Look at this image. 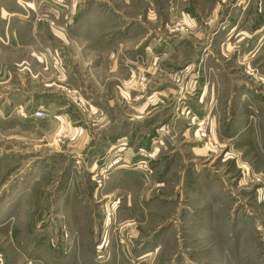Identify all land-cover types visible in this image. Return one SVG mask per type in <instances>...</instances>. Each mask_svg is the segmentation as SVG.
I'll use <instances>...</instances> for the list:
<instances>
[{"label":"rangeland","instance_id":"obj_1","mask_svg":"<svg viewBox=\"0 0 264 264\" xmlns=\"http://www.w3.org/2000/svg\"><path fill=\"white\" fill-rule=\"evenodd\" d=\"M12 1L20 12L0 9V32L39 23L37 54L53 50L52 69L34 58L32 75L24 41L1 42L0 264H264V0ZM159 40L182 58L154 63L179 64L161 76L174 93L153 94L135 72L133 100L164 107L146 159L111 174L125 146L92 171L72 138L82 113L92 121L78 90L122 93L109 63L131 51L144 66Z\"/></svg>","mask_w":264,"mask_h":264},{"label":"crops","instance_id":"obj_2","mask_svg":"<svg viewBox=\"0 0 264 264\" xmlns=\"http://www.w3.org/2000/svg\"><path fill=\"white\" fill-rule=\"evenodd\" d=\"M8 1L9 3L0 4L2 16L4 14H7L15 17L20 12L18 5L17 8H14V4L16 3H14V1L12 0ZM45 4L47 5V3ZM28 5L31 7L33 6L31 3H28ZM14 21L15 19L10 20L9 29L11 30H7L8 34L6 31L7 35H4L0 32V47H2L1 42H3V44H5L8 48L11 46L13 49L17 46L16 43H19L21 40H23L25 46L27 43V49L23 48L25 47L23 44L22 49L27 51L29 55L32 53V59L27 57L26 59H28L29 62L24 63L27 64V69L30 71V73L32 75L35 74L36 69H33V66H31L30 68V60L35 61L34 58H39L42 67L51 68V55L48 54H50L53 50L51 49L52 43L48 42L47 44H45V42H43L44 51H46V49L49 51H43V58L42 56H39L37 54V50L39 48L38 37L40 36L39 33H41V31L37 28L39 23L33 24L32 29L29 30L27 26L22 27L18 24H15L16 22ZM102 26L104 28V26L106 25ZM99 34L101 35L100 32ZM41 42L42 41H40V43ZM120 44L122 46H126L127 44L128 46L132 45L127 40L121 41ZM162 44L164 43L159 40L157 43L150 42V44L146 45L144 52V62L146 63V65L148 64V67L145 64L144 66L141 65L140 62L142 60L131 57V51H129L128 56H126L127 61H125L123 58V63H119L117 59L109 63V65L111 66V79H113L114 81H119L123 85L121 90H123L124 92L122 91V93H120L117 88L115 89L114 85L112 90L107 91L109 87L108 84L105 85V91H107V93L100 92L95 94L87 87H82L80 91L78 90L82 99L91 106L89 107L88 117H90L92 121H89L88 119L85 120L86 114L82 113V115L80 116L81 119L79 121L80 123L82 122L81 124H79V128H81V131L75 133V136L72 138L78 139V141L80 137L84 139L83 141L85 142L83 143L84 145H82L80 151L83 150V159L88 160L89 158H92V155L94 156L95 160L92 166V171H96L97 169H100L104 164H108L107 162L108 160L111 161L112 156L116 157L118 155L117 152L120 150V148L117 147H120V145H125L126 150L124 151V153H120L122 155L120 156V160L116 162L118 164L114 165L109 170L111 171V174L130 175L132 171H137V169L139 170L141 165L139 166L138 163H142V161L146 159L147 156L145 155V152L150 149V144L147 145L149 141L146 140V137L150 134L151 127L158 123L159 116H157V114L161 113L162 108L164 107L160 106L159 104H155L156 102L153 99L144 100V94L138 95V99L135 98L136 100H133L134 98L132 97L135 95L133 94L135 93L134 91L140 89L139 86V89L136 88L138 85V80H136L135 72L140 73L144 71L148 74L150 79L148 89H150V91L152 90L154 92H152L153 94H162V92H168V94H170L176 91V89L172 88L170 85H164V80L161 78V76H163L164 65L171 64L172 67L169 68H171V70L173 71L174 67L179 66V64L173 63V61L165 62L164 64H162L163 66L161 64L155 65L154 63L157 58L161 57L159 55L164 54L163 52H166L165 54H167L168 57L175 55L179 58H182L179 53L182 45H177V43H174L176 45V47H174L172 44H167L165 45V49L163 50L162 47L164 45L162 46ZM154 47H161L162 51L154 52ZM41 60L43 62H41ZM45 70L47 69L45 68ZM67 73L68 77L72 76L70 75L69 71H67ZM17 75L19 76V78H21L20 74ZM32 79L33 81H31V84L29 85V91L22 92L21 94V96L27 97L22 101V103L25 106H30V108L32 106H35L33 99L36 98V92L31 90V88H34L36 79L34 76H32ZM77 82L78 79L73 80V83H75L76 85L72 82L71 84L77 87ZM188 94L189 92L187 93V95ZM104 95H110V97L104 100ZM49 105H51V103ZM152 123H154V125H152ZM92 128H94L93 131ZM79 142H82V140ZM111 151L114 152L115 155H112Z\"/></svg>","mask_w":264,"mask_h":264},{"label":"built area","instance_id":"obj_3","mask_svg":"<svg viewBox=\"0 0 264 264\" xmlns=\"http://www.w3.org/2000/svg\"><path fill=\"white\" fill-rule=\"evenodd\" d=\"M141 78H142V79H143V78L145 79V77H144V76H141ZM118 148H120V150H119V151H121L122 149H124V148H125V145H120V147H118ZM119 151H118V152H119ZM150 156H152V155L150 154ZM119 160H120V158H116V160H114V163H115V162H118ZM112 164H113V161H112ZM112 164H111V165H112ZM146 166H147V165H146V164H144V167H146Z\"/></svg>","mask_w":264,"mask_h":264},{"label":"bare ground","instance_id":"obj_4","mask_svg":"<svg viewBox=\"0 0 264 264\" xmlns=\"http://www.w3.org/2000/svg\"><path fill=\"white\" fill-rule=\"evenodd\" d=\"M116 163V162H115Z\"/></svg>","mask_w":264,"mask_h":264}]
</instances>
